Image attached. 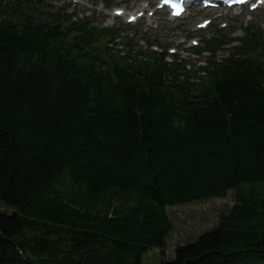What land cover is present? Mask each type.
<instances>
[{"label": "trees", "instance_id": "1", "mask_svg": "<svg viewBox=\"0 0 264 264\" xmlns=\"http://www.w3.org/2000/svg\"><path fill=\"white\" fill-rule=\"evenodd\" d=\"M96 55L0 1V264L164 258L166 209L228 192L217 227L160 264H264V88L215 78L184 108Z\"/></svg>", "mask_w": 264, "mask_h": 264}, {"label": "rangeland", "instance_id": "2", "mask_svg": "<svg viewBox=\"0 0 264 264\" xmlns=\"http://www.w3.org/2000/svg\"><path fill=\"white\" fill-rule=\"evenodd\" d=\"M262 17L263 15L255 16V24L264 27ZM234 205V192H228L225 199L206 200L167 208L166 213L173 230L168 237L166 256L162 258L158 250L151 249L144 255L142 264H160L163 260H173L175 249L191 244L203 234L213 231L219 224L220 218L227 215ZM0 210L12 212L4 209L2 204H0Z\"/></svg>", "mask_w": 264, "mask_h": 264}]
</instances>
